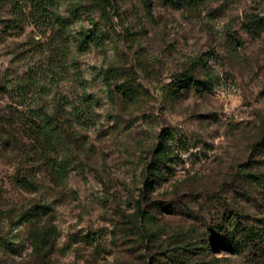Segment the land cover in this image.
<instances>
[{
    "label": "rangeland",
    "instance_id": "obj_1",
    "mask_svg": "<svg viewBox=\"0 0 264 264\" xmlns=\"http://www.w3.org/2000/svg\"><path fill=\"white\" fill-rule=\"evenodd\" d=\"M259 18L0 0V264H264Z\"/></svg>",
    "mask_w": 264,
    "mask_h": 264
},
{
    "label": "trees",
    "instance_id": "obj_2",
    "mask_svg": "<svg viewBox=\"0 0 264 264\" xmlns=\"http://www.w3.org/2000/svg\"><path fill=\"white\" fill-rule=\"evenodd\" d=\"M12 1H15V0H12ZM182 0H173V2H176V3H179V2H181ZM189 1H191V2H194V3H197V2H200L201 0H189ZM39 10H41V8H39ZM257 22H258V27H260V28H264V21H263V19L262 18H259L258 20H257ZM188 82H190V81H192V78H188V79H186ZM181 81L182 82H180V83H178V85H184L183 84V82L185 83V80L184 79H181ZM187 83V82H186ZM229 240H230V242L229 243H237L236 241H235V239H233V238H229Z\"/></svg>",
    "mask_w": 264,
    "mask_h": 264
}]
</instances>
